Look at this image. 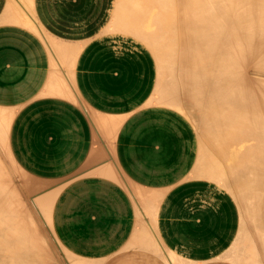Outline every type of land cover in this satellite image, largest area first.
Returning <instances> with one entry per match:
<instances>
[{"label":"bare ground","instance_id":"obj_1","mask_svg":"<svg viewBox=\"0 0 264 264\" xmlns=\"http://www.w3.org/2000/svg\"><path fill=\"white\" fill-rule=\"evenodd\" d=\"M95 4L99 48L130 53L131 74L145 67L137 78L116 82L103 70H82L77 59L85 53L71 31L58 37L60 26L55 32L39 18L35 0L2 1L0 60L11 67L0 66V99L9 102L0 105V264H264V0ZM88 58L85 64H95ZM82 94L130 113L152 108L129 122L126 115L95 113ZM78 107L106 138L80 167L83 150L62 141L59 129L80 118ZM148 118L160 121L158 135H134ZM187 139L194 143L170 152L169 140ZM157 145L165 157L191 161L185 178L210 183H199L190 200L224 229L209 233L200 256L177 251L184 238L177 244L158 219L163 194L136 185L119 163L139 174L138 163L155 157ZM176 181L181 189L184 175ZM228 195L236 205L234 234L222 210ZM175 198L170 204L178 207ZM92 203L125 210L123 232L114 231L105 251L101 223L80 225L75 214ZM227 229L233 238L226 245L218 232ZM96 251L106 255L84 254Z\"/></svg>","mask_w":264,"mask_h":264},{"label":"crops","instance_id":"obj_2","mask_svg":"<svg viewBox=\"0 0 264 264\" xmlns=\"http://www.w3.org/2000/svg\"><path fill=\"white\" fill-rule=\"evenodd\" d=\"M2 1L3 0H0V12L5 8V6L2 5ZM35 7L37 8V14L39 18L43 20V22H45L50 28H53L55 32L59 29L58 25L60 26V31L57 34L55 33L58 37H66V35L69 34L67 33L68 31H71V35L77 37L76 39L71 40V42L83 47L82 53H85V56L80 55L77 59L82 70H103L109 73L108 77L117 82L118 78L120 79V77L124 75H127L129 80L135 79L139 76L140 71L145 69V67L139 68L135 70L133 74H131L133 67L132 60L128 56L130 53L127 51H119L120 53L115 54L113 51L99 48V45L97 44L98 37H96L95 30V26L97 25V5L95 4V0H35ZM86 57H90L88 59L90 61H94L95 64L92 66L85 64ZM146 64L147 62L145 65ZM0 66L8 68L11 67V64L9 62L0 60ZM101 73L102 72L98 74ZM89 89L95 88L89 87ZM82 95L88 106H90L91 109L95 111V113H100L108 117L126 115L129 122L133 119H136V117L147 113L148 110H151L152 108L150 106H145L130 113V111H121V109L118 110L111 107L105 103V100L101 97L89 98L84 96V94ZM65 101L70 106L73 104L69 99H66ZM3 102L9 103L8 101L0 99V105L4 106ZM76 111L78 112L77 115L80 118L76 120L75 123L74 120L67 121L66 123L62 124L59 129L61 135H63V138H61L62 141H67L73 145L79 143L80 149L83 150L81 161L78 164L80 167L86 162L87 156L91 151L92 146L96 144V142H98L102 147L105 146L106 138H104L105 135L102 134V132L99 133L96 131V127L93 125L94 121L89 115H87L85 112L86 110H84L83 107H78ZM68 113L69 111L66 110L61 115L62 117L65 115L68 116ZM56 114L57 113L54 111L49 112V117L51 118L50 126L54 127V125L58 123V117H56ZM156 120L157 125H152L151 119L149 118L138 122V129L134 135H141L146 138L155 135L160 130H158V128L161 127L160 121L158 119ZM53 123L55 124L53 125ZM169 136L170 134H168L167 137ZM169 143L170 152H178L182 150L181 148L185 144H193L194 141L187 139L186 141L183 140L181 142H177L175 140L173 143L171 140H169ZM125 144L128 146H133L134 143L126 142ZM138 146L145 145L141 144ZM165 150L166 149L161 148L159 145L154 146V153L156 156L145 157L140 161V163H138V165L143 169L139 174H136L134 171L130 170L129 166L124 165L126 163H122L123 159L120 158L119 163L121 166H125L127 171L129 170L133 172V176L128 173L129 171L127 173L130 175L132 181L136 185L145 189L157 190L163 194L158 215V219L162 225V230L164 231L167 229L170 237L177 240V244L178 238H184V245L176 247V249L178 248L177 251L180 254L186 257H197L201 255L204 249L208 248L209 233L217 232L216 230L218 228L224 229V225L221 224L218 226V223H215L213 217L210 214L202 215L201 204L194 203L192 200H190L192 199L193 194L197 192V185L199 183L207 184L209 182L199 178H185L187 177L189 167L192 164L191 161H189V159H184L182 156L165 157L163 156ZM178 175H184V182L182 183L183 185L181 184V189L178 188L177 184L179 182L176 181ZM99 188H101L103 191H108V189L103 187ZM108 196L110 199H112V201L120 202V198H118L115 193L108 191ZM176 196L181 198V203L178 207H175V203L170 204L171 199L175 198ZM226 200L227 202L223 204L222 210L224 214L225 212L227 213V227L230 225L229 227L234 234L235 229L232 222L235 220V216L237 214L236 205L229 195ZM83 207L84 208H80V211L75 212V214H78L80 219L79 223L80 225H83L84 222L89 221H98L101 223V231H103V245L101 247V251H105L112 245L111 238L114 231L117 232V235H121L123 232L124 227L122 226V223L125 222L124 220L126 219L124 207L96 203H92ZM199 216H202V218H207L210 225L205 224V226L202 227V224H198L201 219ZM178 224L184 226V228H181L180 233L175 234L176 225ZM189 226L192 228L188 229ZM227 230L228 231L218 232L221 233V237H224L226 240V245L232 237L228 236L230 230ZM218 235L220 237V234ZM101 251H96L97 253L88 252L84 254L89 258L105 256L106 254Z\"/></svg>","mask_w":264,"mask_h":264}]
</instances>
